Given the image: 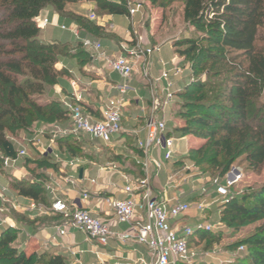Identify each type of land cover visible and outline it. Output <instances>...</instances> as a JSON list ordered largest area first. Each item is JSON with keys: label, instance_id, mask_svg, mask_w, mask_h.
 <instances>
[{"label": "trees", "instance_id": "16d2710c", "mask_svg": "<svg viewBox=\"0 0 264 264\" xmlns=\"http://www.w3.org/2000/svg\"><path fill=\"white\" fill-rule=\"evenodd\" d=\"M75 1L0 0V171L3 158L16 155L9 131L28 132L39 121L68 122L60 100L36 99L43 98L48 85L66 75V70L57 68L60 59L74 57L84 64L90 58L81 42L42 41L37 18L44 10L52 9L94 34L110 33L69 13L67 5ZM87 1L93 2L103 16L128 13L126 0ZM179 1L184 20L195 33L173 42L175 53L188 59L192 72L189 82L176 92V97L182 98L180 115L184 120L177 130L183 137L205 140L201 146L189 149L188 159L197 167L210 166L212 171H219L218 177H223L235 159L245 154L250 165L259 170L264 165V0ZM73 45L75 52L69 48ZM72 137H59L57 145L72 157H80L83 147ZM38 156L25 158V167L34 179L12 178L10 186L18 195L50 206L46 170L59 166L47 155ZM134 166L142 176L141 167ZM52 215L61 218L57 213ZM222 215L233 227L261 221L242 243L243 254L232 264H264V184L224 204ZM19 231L7 227L0 232V264H66L59 254L19 249ZM193 241L194 237L190 247Z\"/></svg>", "mask_w": 264, "mask_h": 264}, {"label": "built area", "instance_id": "2783aa9c", "mask_svg": "<svg viewBox=\"0 0 264 264\" xmlns=\"http://www.w3.org/2000/svg\"><path fill=\"white\" fill-rule=\"evenodd\" d=\"M128 13L127 18L134 23L135 16L143 8V0H126ZM90 20H99L95 12L89 14ZM37 22L40 28L44 29L53 23L49 18L38 17ZM62 30L71 31L86 49H93L97 52L98 58L102 60L107 67L118 74L124 81L116 87L119 91L117 96L107 98L100 108V116L97 117L84 107V94L79 88L76 80L71 81L72 93L60 94V102L68 115V126L55 122L49 136L41 132L32 138L27 136L23 139H13L16 147L15 156H6L2 160L3 169L16 168L21 159L29 156V147L35 148L41 155H47L55 162L65 163L72 170L78 169L83 160L80 157H71L63 159L57 148V139L64 135L75 134L79 137L88 138L92 141H98L107 146L113 145L115 136L125 131L123 125L124 109L126 107V96L130 92H136L131 84L135 73H139L146 83L150 93V104L146 111L144 133L142 130L134 129L132 133L136 138V147L139 150L135 158L137 164L143 170V176L128 180V185L124 192L129 194V198L118 199L111 196H104L105 202L114 212L119 223L127 224L125 231H116L112 229L109 223L95 216L89 209L69 205L67 202L55 198L47 208L41 206L40 213L45 214L53 211L61 216L62 223L58 226V234L65 236L70 229L78 230L86 235L89 240H94L98 246L107 245L111 239L120 242L135 241L145 246L152 256L151 264H176L178 262H190L192 259L190 241L195 236L196 231L201 230L209 232L211 225L202 222L198 228L190 225H180L181 219L192 208V204L187 197L201 191L202 195L208 194L206 186L199 189L194 187L190 193L179 189L181 185L176 182L177 173L171 174L168 181L162 185L160 196H154V183L166 164L180 160L183 157L179 154L177 145L181 137H177L173 131L168 128L166 112L175 102L176 92L175 81L184 78L185 69L178 64L170 65L163 59L159 60L162 66L161 72L157 76L152 75L153 56L160 52V46L148 45L144 37L134 35L130 41H123L119 44L120 54H109L104 50L103 45L98 40L82 38L78 28H70L66 25L60 26ZM173 64V63H172ZM61 93V92H60ZM61 181L67 185L77 186L78 180L75 175L65 173ZM239 181L238 176L229 178L225 183L218 178L211 181L214 188L212 204H227L240 194L235 189ZM91 183L97 184L96 179ZM177 186V187H176ZM173 189H177V195L170 197ZM47 190L54 193L52 186H47ZM9 187L0 188V200L3 206L0 207V213L9 212L12 209H18L19 205L11 201L8 194ZM88 192H83V198L89 199ZM203 199V198H202ZM210 204L201 201L197 208L201 213L209 209ZM9 225L15 228V225L8 217L4 218L0 224ZM245 247L240 246L238 251H244ZM90 264H105L104 260Z\"/></svg>", "mask_w": 264, "mask_h": 264}, {"label": "crops", "instance_id": "0c3cea01", "mask_svg": "<svg viewBox=\"0 0 264 264\" xmlns=\"http://www.w3.org/2000/svg\"><path fill=\"white\" fill-rule=\"evenodd\" d=\"M84 7L89 13L95 12V4L93 2L88 1V5ZM66 9L68 11H73L71 3L67 5ZM41 15L42 16L40 17L49 18L53 23L52 25H49L43 29L45 31L49 27H53L54 31L52 33L47 32L46 36L43 38L40 34L41 40L47 43L60 41L57 40L58 37H54L56 33L55 29L62 30L60 26L66 25L62 23L65 19L71 22L70 26L68 27H76L79 29L82 38H90L100 41L103 45L104 50L113 55L120 54L119 44L121 42L132 40L135 34L141 36L139 30H133L134 27L133 25L131 26V24L133 23L128 20L127 14H107L102 17L100 16L99 20L97 21L90 20L93 25L110 32L108 35L94 34L90 30L80 27V24L73 18L57 14L52 9L44 10ZM115 20L118 21V26L114 25ZM122 24H126V26L128 27L125 29L123 27H120L122 26ZM133 31H135V34L133 33ZM69 32L73 36L74 41L67 42H78L74 34L71 31ZM145 43L148 45L150 44L146 41ZM86 50L90 54V58L89 61L84 64H81V61L78 58L74 57H63L60 59L59 63L57 64V68L64 69L67 71V73L61 80L60 84L54 87V95L56 97L55 99L59 100L60 94H71L73 91L71 81L76 80L79 84L80 90L84 94L85 109L89 110L92 114L99 117L102 103L111 96H117L119 94V91L116 89V87L120 84H123L124 81L118 74L111 71L107 67V65L98 58V54L95 50ZM175 55V60L173 62H178L177 60L179 56L176 53ZM152 59V75L157 76L162 69V66L159 63V60L162 59L161 48L160 52L156 53ZM168 64H170V62ZM183 80L184 79L176 80L175 86L177 83ZM128 84H131L134 88H136V92H130L126 96V107L124 109L123 119L125 131L120 135L115 136L113 145H111V147L117 148L118 150H123L120 151V153L129 151V158L133 160L136 165H138L135 160L137 156L136 151H138V149L136 147V138L132 131L134 129L142 130L141 136H145V133L143 131L145 116L147 115L145 110L148 109V106L150 104V93H148L149 89L139 73H135L132 80L129 81ZM140 88H142V92L139 91ZM35 135L37 134L26 133L25 136L32 138ZM129 140L133 142H129ZM93 142L99 143L101 145H106L98 141ZM57 148L61 153L63 159L68 160L72 157L67 152L61 151L59 146H57ZM36 152L38 155L39 151L36 150ZM80 158L82 159V157ZM52 161L59 165L60 170H46V173L48 175L46 188L49 185L55 189L54 193L49 191L48 194L50 198V205L57 197L67 202L69 205H75L89 209L95 216L109 223L112 229L116 231H125L126 229H128L127 224L118 222L113 210L105 202H103L102 199L104 196H111L118 199L129 198V194L124 192V188L129 183L128 180L142 177L143 174L142 176H137L138 173L134 171L127 172L120 170L118 166H116L113 162L106 163L104 165H98L94 162L89 163V161L83 160L76 171L66 166L65 163L55 162L54 160ZM168 165H170V163H168ZM3 170L7 172L6 175H4L3 171H0V174L3 175L9 182V198L11 199V201H15L19 205L18 209L21 212L22 217L33 219V222L37 221L35 224L26 223L22 222V219L18 220L17 218H11L10 211L2 214L0 213L1 222L4 218L8 217L10 221L15 225V228H18L20 232H22V234L26 235L27 241L22 246V250L28 248L32 251H49L55 254H59L65 258L66 264H90L91 262L99 261V259L104 260L105 264H151L153 259L148 249L135 241L120 242L116 239H111L107 245L98 246L94 240H89L85 234L75 229H70L69 233L65 236L59 235L58 226L62 223V219L57 222L45 221L48 216L52 215V213H56L53 211H48L45 214L40 213L39 208L41 206H43L44 208H47L49 206L43 203L36 202L33 199L18 195V193L15 192L10 186V180L12 179V177L20 180L26 178V175L29 173L25 167V159H21L18 162L16 168ZM59 172H62V174L70 173L75 175L78 180V185L71 186L63 183L61 181V178L57 177ZM160 174L156 179L153 187L154 196L156 197L160 196L162 193L163 183ZM170 174L171 172L168 168L166 170V182L168 181V177ZM92 179H96L97 184L91 183ZM177 191V189H173L170 192L169 196H176ZM83 192H88L91 197L89 199H84ZM197 195L198 194H194L193 197H196ZM0 206H3L1 200ZM179 224L181 226L184 225L181 223V221L179 222ZM7 227H9V225H0V232Z\"/></svg>", "mask_w": 264, "mask_h": 264}, {"label": "rangeland", "instance_id": "374dc122", "mask_svg": "<svg viewBox=\"0 0 264 264\" xmlns=\"http://www.w3.org/2000/svg\"><path fill=\"white\" fill-rule=\"evenodd\" d=\"M86 5H88L87 0H77L73 4L71 3L73 11H69V13L78 17H83L90 21L88 18L90 13L84 7ZM94 11L99 17L104 15L100 11ZM134 22L135 23L131 24V26L133 25L134 27V29L133 27L132 29L136 31L139 30L140 35L144 37L146 42L161 46V57L163 60L167 61L168 63L170 62L171 65L178 64L185 69V79L177 83L174 90L177 92L183 89L184 85L189 82L190 76L192 75L190 70L191 64L189 63L188 59L181 56L178 57V62H173L176 56L173 48V42L183 37H190L194 35L195 31L194 28L190 27L184 20L182 2L179 0H161L156 3H152L151 1L143 0V8L141 12L135 16ZM62 23L70 26L71 22L65 19ZM118 24V21L115 20L114 25L118 26ZM120 27L125 29L128 26H126V24H122ZM41 30V36L43 38L46 36L47 32L52 33L54 28L49 27L45 31L41 28ZM55 32L56 33L54 37H58L57 40L62 42L74 41V38L69 31L55 29ZM133 33L135 34V31H133ZM69 48L74 52L76 50L74 45L70 46ZM20 77L22 78L23 76ZM62 79L63 78H60L56 84L48 85V90L43 98L36 97V99L39 98V102H43L48 99L52 100V98L55 99L56 97L54 95V87L60 84ZM139 91L142 92V88H140ZM181 101V97L175 98V102L173 103L172 107L166 112V119L168 128L174 132L173 135L181 137L180 140H178L177 145L179 148V154L183 158L170 163V165L166 164L160 174V177L162 183L165 184L167 180L166 170L169 168L170 172L174 174L177 173L175 180L181 184L178 188L185 190V192L188 194L194 187L199 189L202 186H206V188L209 190L208 194L202 195L201 191H196V193H194L198 194L196 197H193L194 194L187 197V200L192 204V208L186 214V217L180 221L182 224L190 225L195 229L198 228L202 222L213 227L209 232L201 230L196 231L191 247L192 259L190 262H180V264H232L239 255L243 254V251H238L240 246H242V243L246 238L254 234L256 226L261 221H252L240 227L229 226L223 220L222 211L224 205L216 203L212 204L214 188L211 186V181L218 178L220 182L225 183L229 178H231V176H238L239 181L236 183L234 190L242 193L247 189H256L264 184V165L259 170H255L247 161L246 155L244 154L235 159L223 177H218L219 171H212L209 169L210 166L208 165H200L197 167L188 159L189 149L192 147L201 146L205 140L194 136L183 137L182 134L177 130L184 124V120L180 115L182 111ZM8 123L10 122L8 121ZM54 123L55 122H36L32 125V128L28 132L12 129L8 132V137L11 140H21L23 137H25L26 133L41 135V132H44L49 136ZM68 124L69 123L66 122L65 126H68ZM72 135V141L77 142L83 147V152L79 154V156L82 157V160L89 161V163L94 162L98 165H104L106 163L113 162L120 170L127 172L134 171L138 173L136 167L134 166V161L129 158V151L120 153V151L123 150H118L117 148L107 145H101L88 138L79 137L75 134ZM129 142L133 141L129 140ZM28 151L29 156L32 158H40L34 148L30 147ZM208 169L211 171L206 172ZM57 170L60 169L58 168ZM2 171L4 172V175H6L7 172L4 170ZM64 176V173L62 174V172H59L57 177L62 178ZM137 176H139V174H137ZM12 178L15 179L14 177ZM26 178L34 179L30 173L26 175ZM2 187H9V182L3 175L0 174V188ZM200 200L206 204H210L209 209H207L204 213H201L197 208V204L200 202ZM8 206L10 208L9 210L11 213V218H23L22 220L24 222H31L33 220L22 217L19 209H12L9 204ZM60 220V217L51 215L48 216L45 221L57 222ZM203 232L207 234L204 236L201 234ZM26 239V235L19 231L18 239L16 241V245L19 247V249H22V246L27 241Z\"/></svg>", "mask_w": 264, "mask_h": 264}, {"label": "water", "instance_id": "95a60500", "mask_svg": "<svg viewBox=\"0 0 264 264\" xmlns=\"http://www.w3.org/2000/svg\"><path fill=\"white\" fill-rule=\"evenodd\" d=\"M81 176H82V171H81ZM232 178H234V176Z\"/></svg>", "mask_w": 264, "mask_h": 264}]
</instances>
